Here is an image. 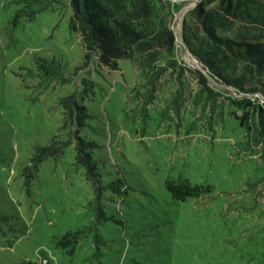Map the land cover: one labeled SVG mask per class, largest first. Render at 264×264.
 <instances>
[{
  "label": "rangeland",
  "instance_id": "obj_1",
  "mask_svg": "<svg viewBox=\"0 0 264 264\" xmlns=\"http://www.w3.org/2000/svg\"><path fill=\"white\" fill-rule=\"evenodd\" d=\"M197 2L175 0L172 10L176 56L190 66L181 30ZM70 14V0H0V264L261 263L264 164L244 149L238 120L199 117L187 69L177 112L173 68L149 83L128 58L117 68L86 58ZM69 94L84 115L63 129ZM76 135L87 166L76 162ZM53 139L62 149L41 158ZM179 176L211 190L174 199L165 181ZM85 226L72 254L56 246Z\"/></svg>",
  "mask_w": 264,
  "mask_h": 264
},
{
  "label": "trees",
  "instance_id": "obj_2",
  "mask_svg": "<svg viewBox=\"0 0 264 264\" xmlns=\"http://www.w3.org/2000/svg\"><path fill=\"white\" fill-rule=\"evenodd\" d=\"M70 6L69 28L78 33L86 58L95 56L100 65L109 68H117V59L128 58L146 73L149 83L166 68H173L180 86L174 96L177 112L184 106L181 95L187 69L197 83L190 100L194 109L199 108V117L204 114L206 122L224 114L237 119L244 130V149L256 152L264 164V102L249 95L259 93L264 99V0H198L187 11L181 41L205 72L176 56V34L171 26L172 10L178 6L175 0H70ZM23 12L17 11L14 21ZM161 59L166 61L164 65L157 64ZM60 102L64 108L61 128L80 125L84 106L78 104L75 94ZM76 136V162L87 166L91 156L83 139ZM63 143L53 139L39 149L40 157L56 155ZM165 185L177 200L200 196L212 187L182 176L167 178ZM98 209L103 213L100 205ZM91 230V226L67 230L53 240L72 254Z\"/></svg>",
  "mask_w": 264,
  "mask_h": 264
},
{
  "label": "water",
  "instance_id": "obj_3",
  "mask_svg": "<svg viewBox=\"0 0 264 264\" xmlns=\"http://www.w3.org/2000/svg\"><path fill=\"white\" fill-rule=\"evenodd\" d=\"M181 16H182V9H181ZM188 53H189V51H188V49L186 48V54H188ZM193 67L199 68V69H201L202 71L205 72V69H204L201 65H193Z\"/></svg>",
  "mask_w": 264,
  "mask_h": 264
},
{
  "label": "bare ground",
  "instance_id": "obj_4",
  "mask_svg": "<svg viewBox=\"0 0 264 264\" xmlns=\"http://www.w3.org/2000/svg\"><path fill=\"white\" fill-rule=\"evenodd\" d=\"M194 59H195V61H196L195 65H199V64H198V61L196 60V58H195V57H194Z\"/></svg>",
  "mask_w": 264,
  "mask_h": 264
},
{
  "label": "built area",
  "instance_id": "obj_5",
  "mask_svg": "<svg viewBox=\"0 0 264 264\" xmlns=\"http://www.w3.org/2000/svg\"><path fill=\"white\" fill-rule=\"evenodd\" d=\"M43 261H46V258H44Z\"/></svg>",
  "mask_w": 264,
  "mask_h": 264
}]
</instances>
